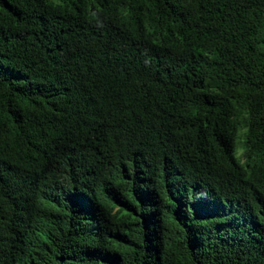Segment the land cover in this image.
<instances>
[{"label": "trees", "instance_id": "obj_1", "mask_svg": "<svg viewBox=\"0 0 264 264\" xmlns=\"http://www.w3.org/2000/svg\"><path fill=\"white\" fill-rule=\"evenodd\" d=\"M0 264H264V0H0Z\"/></svg>", "mask_w": 264, "mask_h": 264}, {"label": "rangeland", "instance_id": "obj_2", "mask_svg": "<svg viewBox=\"0 0 264 264\" xmlns=\"http://www.w3.org/2000/svg\"><path fill=\"white\" fill-rule=\"evenodd\" d=\"M245 130V127L244 126H240L238 128V134H237V150H238V153L240 154L242 152V139H243V132Z\"/></svg>", "mask_w": 264, "mask_h": 264}]
</instances>
